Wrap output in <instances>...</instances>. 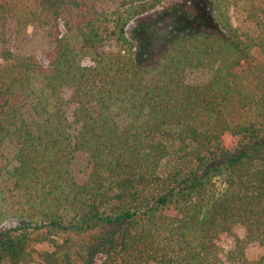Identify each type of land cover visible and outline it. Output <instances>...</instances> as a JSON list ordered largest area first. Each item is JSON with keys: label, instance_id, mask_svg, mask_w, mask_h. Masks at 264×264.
Returning a JSON list of instances; mask_svg holds the SVG:
<instances>
[{"label": "trees", "instance_id": "16d2710c", "mask_svg": "<svg viewBox=\"0 0 264 264\" xmlns=\"http://www.w3.org/2000/svg\"><path fill=\"white\" fill-rule=\"evenodd\" d=\"M204 2L0 0V264H264V0Z\"/></svg>", "mask_w": 264, "mask_h": 264}, {"label": "rangeland", "instance_id": "374dc122", "mask_svg": "<svg viewBox=\"0 0 264 264\" xmlns=\"http://www.w3.org/2000/svg\"><path fill=\"white\" fill-rule=\"evenodd\" d=\"M179 2V4H184L186 7V10L191 12H198L200 14L204 13V0H176ZM167 6V5H166ZM169 6V5H168ZM160 18H158L159 20ZM162 22L164 20H161ZM160 22H158L160 25H164ZM134 24L131 25L133 27ZM9 35L12 42V45L10 48L14 50L15 52H23V53H34V52H40L42 56L44 55L43 52L48 49L46 40L42 37V35L35 29H29L25 33H17V30L14 25H11L9 28ZM1 52V49H0ZM1 59V56H0ZM190 76H193V79H200L203 76H207L204 73L201 72H195L191 74ZM226 246H231L232 242L227 241ZM247 257L250 260H257L259 259L263 254L264 250L257 244H252L247 247L246 250Z\"/></svg>", "mask_w": 264, "mask_h": 264}]
</instances>
